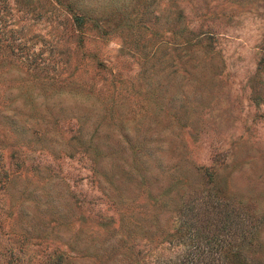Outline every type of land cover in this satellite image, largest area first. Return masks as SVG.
<instances>
[{"label":"rangeland","instance_id":"1","mask_svg":"<svg viewBox=\"0 0 264 264\" xmlns=\"http://www.w3.org/2000/svg\"><path fill=\"white\" fill-rule=\"evenodd\" d=\"M214 187L264 264V0H0V264L176 263Z\"/></svg>","mask_w":264,"mask_h":264},{"label":"trees","instance_id":"2","mask_svg":"<svg viewBox=\"0 0 264 264\" xmlns=\"http://www.w3.org/2000/svg\"><path fill=\"white\" fill-rule=\"evenodd\" d=\"M11 157L13 158L12 154ZM13 164L15 170L23 166L24 161L16 158ZM1 171L4 177L1 184L5 185L12 171L4 168H1ZM220 191L214 187L212 192L208 193L209 196L216 195L215 199H209L213 205V213L199 223L198 217L194 218V212L191 215L185 214L184 206L180 222L183 230H180V227L176 230L182 231L179 239L188 241L191 247L173 264H261L242 251L243 246H250L255 242L257 218L253 219L254 215L248 212L236 210L233 213V209L222 208L220 196H217Z\"/></svg>","mask_w":264,"mask_h":264}]
</instances>
